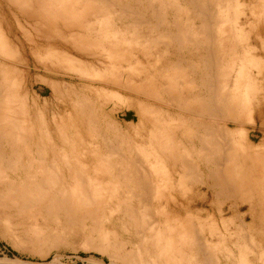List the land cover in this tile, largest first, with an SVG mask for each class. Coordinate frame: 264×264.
<instances>
[{
	"label": "rangeland",
	"instance_id": "1",
	"mask_svg": "<svg viewBox=\"0 0 264 264\" xmlns=\"http://www.w3.org/2000/svg\"><path fill=\"white\" fill-rule=\"evenodd\" d=\"M161 1H163V5ZM161 1L0 0V32L2 33H0V48L1 46V49L4 48V52L0 51V97L2 98L1 100H7L10 102L11 105L9 104L8 107L11 111L16 113L13 120L16 119V122L21 123L24 119L26 120V122H28V124H34V122L36 121L39 126H43V128L47 130L46 135L49 139L48 141L58 144L55 139L56 122L62 125L63 134L65 136L69 135L68 137L66 136V138H68V141L70 139L69 143L74 140L73 142H75L76 146L81 143L79 145L81 147L82 143L88 142L89 144H96L97 147H94V145L92 144V152L90 153L91 155L84 156L86 157V159H90L89 163L92 164L90 169L88 168V171L86 172V177L88 178V180H90V183L88 184L89 188H87L88 192L84 190L86 187H84V191L82 190V185L80 186L82 182L78 183L77 181L76 183H74L71 178H68V175L70 177L71 172L66 167H61L62 170L59 168V170H56L57 173H60L62 171L61 174L58 175L59 180L58 178H56V173H51V171L49 173L48 171L45 174V176L48 178L50 176L53 179L56 178L55 182L58 181L56 186L55 182H53L52 180L51 184H47L49 188H39L33 185L32 186L34 187V189H32L33 187L31 186L26 188L29 189V191H26L30 194H27L25 192L23 196H20L15 202L18 205L17 206L15 203L13 204L14 201L6 199L4 200L1 196H4L6 193L10 192L19 193L17 187L21 188V186H23V183L21 181L25 179L24 172L21 169L17 171L7 170L4 172L2 179L4 178L5 180H2L0 182V264H114L112 260L107 258L102 252H100L97 247L104 243L105 246L107 244L109 245H107L106 247L114 248V245H116L114 243L116 242L121 246V252L123 251L122 254L125 255L126 253L127 255L126 258H122H128L130 260L134 258V261L138 259V263L136 261L137 264H144V262L145 264H149L151 260H153L151 262L152 264H202V255L198 250L194 249L193 244H191L189 238L184 233L185 231L181 230L182 221L180 219L181 217L185 216L187 212L184 211L185 208H182V206L186 207L188 201H191L195 198H200L202 196L200 195V191L206 192V205L204 206L209 211H203L201 217L206 220V226L209 225H207V223H211L210 217L216 218L217 224L220 229V239L218 238V244L215 247V252L217 254L215 255L217 256L218 264H242L244 262H247L248 264H264V184H259L260 188H254V185L242 186L237 183L231 188V192L234 193V196H232V198L229 196H219L218 194H216L217 189L205 188L199 182L190 184L182 180L181 177L183 170L179 168L180 165L178 163H176L177 165H170L168 163H165V168L164 166L162 167L161 165H159V169L151 168L154 169L152 172L153 180L155 179L154 181L156 184H161L163 181H165L166 178H168L171 195L170 199L168 200L169 202L164 201L163 199H159L157 200L159 201V204L157 203V201L153 203L152 208H157V210H155L156 212L154 215V220L151 221V224L150 220L146 221V219H144L143 221V219L141 218L135 221V219L133 217L131 218L130 214L126 211L127 208H124L126 205V207H128V205L130 204L129 208L138 210L137 207L139 206L136 201H131L127 198V193H125L127 192L125 183L122 179L120 184L122 188L120 186L116 187L113 186L112 183L109 184L108 178L110 176L108 177V175H111V169L107 170L106 168L104 171L102 169H98V171L95 172L96 166L94 163H96V157L100 155H112L111 157L109 156L112 161H120L121 157L117 155V152L119 150H117V148L119 146L121 147L123 153L129 155L126 149V143H122L119 137L113 135V132L107 131L106 123L112 126H120L123 130L128 131V133L132 137L130 141L132 140L137 142V144H141V147L144 150H142L141 153H143V156L149 161L148 165L160 155V150L156 149V145L154 147L150 146L149 142L152 139L156 140L157 142H160L161 139H163V141L165 142L168 139V132L162 131V129H156L155 126L153 128L149 126L148 123L146 124V122H144L142 126H139L135 113L137 107L136 102L141 103V105L143 106L152 108L156 112L155 119L158 123H164L170 120L171 118H169L168 115L174 118H177V115H179V118H181L182 120H187L190 118L192 119L194 117L193 114L182 109L184 105L181 100L186 101L187 99H192V92H195V95L204 96L206 89L197 84L200 75L203 74L202 69L197 71L198 75L196 74V72L194 73L195 75H191L190 73L187 74L188 72H185L187 74V78L186 74H184L185 76L182 75L184 81L186 79L187 82L190 80L196 81L194 83V87L196 88H193L192 91L188 92V90H185V86H183V88L175 90L179 93L178 94L176 92L175 96H172L174 95L173 93H175L174 90H172L171 92L172 95H170L169 93L170 89L168 90L169 87L166 85L168 78L165 77V73H168L167 71H169L166 70L167 66L173 64L175 60H178L177 56L179 58L180 55L181 57L182 55L183 57H185L182 58L183 68H185L187 63L190 62L197 63L198 61L197 64L201 65L202 60H199L198 58L207 57V42H209L210 45L213 46L215 54L217 53V56L219 55V57H217L219 60L221 59L225 64L231 62L227 65L229 67H232V71L230 72L232 78H237L236 80L239 79L240 81L238 82L240 84V87H242L243 89L240 88V91H238L239 93L241 92L240 97L242 98V100L245 99L246 101H250L253 104L262 102V97L264 96V0H216L219 1L220 5L217 6L218 11H216V16H218L219 18V23L214 24L216 26L213 25L218 29L215 28V30L214 28H212L213 30H215V36L213 35L212 29L210 28L213 27L211 23L208 25L209 28L206 24H202V22L204 21H202V19H200V17L197 16V14L192 11V9H186V2L184 0ZM178 1H180L179 4ZM224 2L226 3V5H229V3L232 2V4H230L231 6H227L231 8H226V6H224ZM181 4L183 6H181ZM144 5L145 7H143ZM153 5L160 12L157 16H155L156 14L154 13V9L156 8ZM171 5L175 8V10L171 8ZM127 8L128 10H126ZM181 8L184 10H181ZM131 9L133 10V12L131 11ZM223 10H226L227 12H224ZM136 11L138 13H136ZM132 13L133 16L131 15ZM142 16L143 20H146L147 23L145 21L142 22L143 25H139L134 22L135 17L142 19ZM147 17H149V19ZM221 19H223L225 22ZM176 22H179L181 25L179 23L178 25ZM227 23L228 25H226ZM203 25L205 26V29H209L208 31L212 33H209V35L207 33H202L204 32V28H201L203 27ZM127 26L129 30L127 29ZM160 29L162 30V32ZM228 29H232V31ZM141 32H144L143 34L145 36H157L162 40L164 39V37L168 39H165V41L163 40L162 43L157 42L158 45L156 43V46L154 44L149 50H147L143 48L144 43L142 41H145V38H140ZM167 32L169 33L167 34ZM183 33L184 35L186 34V36H194L196 39L195 41H198L200 45L196 46L194 45L195 42L193 43V41H187L186 38L184 39V37H181ZM160 34H164L165 36L162 37L163 35ZM227 34L228 36H226ZM229 34L231 35V37L229 36ZM176 35H178V37ZM219 37L221 38V40ZM224 37L227 38L225 39ZM223 38L226 40V42H224ZM169 39H172L173 41L172 43V41L170 40L171 42L169 44L171 46L167 44V41H169ZM188 40L190 39L188 38ZM204 40H207V42ZM229 40L232 41L229 42ZM178 41H181V43H179ZM211 42H214L215 44H211ZM179 46H181L182 48ZM8 47L9 49H7ZM162 49H164V52ZM200 55L203 57H201ZM221 55H223V58L221 57ZM68 57L69 59L71 58L70 60L73 63L68 60ZM168 57H170L171 59H168ZM230 59L233 61H231ZM74 62L76 64H74ZM69 63L71 64V66ZM128 63L132 64L133 66L138 65V69L135 71L142 79L139 76H134L133 81H135V85L142 83L143 85H141L142 89H145L144 91L153 90V93H150L151 97L147 99V97H144L143 94L137 96L136 94L124 90L121 92L115 91L116 93H122V99H119L118 102L112 99L107 100L104 98H100L98 96V91L102 89L112 91L113 89L107 86L103 87V85L98 82L91 83L87 80L86 77H89V74H93L94 76H91V79L94 80L97 79V76L100 75L98 79L100 78L101 80L105 76V78H103L102 80L108 81L110 79L109 77L113 75L112 72H115L113 70H115L116 65H124L121 69H119L120 71H118V74L123 76V74L127 72V69L125 68H127ZM114 64L115 66H113ZM236 64H238V66L240 65V70ZM235 65L236 69L234 67ZM74 66L77 67H75V70ZM242 66H244V68H242ZM81 67L83 69L85 68L87 73H82L79 70V68ZM233 69H235V72L233 71ZM95 70L97 71V74ZM100 72H102L103 74ZM239 72H241L240 76H238ZM169 73L172 74L174 73V71L171 70L169 71ZM234 73L238 75L233 76ZM141 74H143L144 76ZM156 79L157 81H155ZM106 81L103 83H107ZM144 83L147 85V88L145 87ZM233 88L234 86H232V88H230L229 86L227 90L231 91V89L233 90ZM166 90H168V92ZM180 90L182 91V93L179 92ZM227 93L229 95L231 92L227 91ZM81 94H83V97H86L85 95H87L89 96V98H91L89 101L92 106H95V108L93 106L94 111L91 112V114L90 109H83L78 107ZM76 96L79 98H77ZM171 96L175 97L177 100L178 98L180 99L176 102L172 98H170ZM159 97L161 101L158 100ZM171 100L174 102H172ZM162 101L164 103L167 102L169 105H162ZM127 102H130V104H133V106H127ZM178 105L179 107H177ZM261 109L264 110L263 107H261ZM102 116L105 117V121L103 120ZM90 118H94L96 120L97 130L96 128L94 130L93 128H91L92 126L89 122ZM204 120L207 119L203 117V121ZM256 120L260 122V119L257 116ZM88 129H90V134H87V132L89 131ZM252 129L253 128L249 123L243 124L241 128L243 133L246 135L245 140H248L247 142L253 143L255 145L258 144L257 148L259 149V152H262V155H264V133L260 132V134L257 130ZM152 132H155V135H153L154 133ZM76 134H78L79 136H76ZM91 135L92 137H90ZM172 136L174 138L173 140L175 145H186V138L183 137L184 135L181 136L180 132H177ZM77 138L81 140H78ZM180 138L182 139L180 140ZM104 140H106L107 142ZM103 142L110 144V148L112 147L114 148V150L116 149V152L114 150L109 151V146H106ZM115 143L117 146L115 145ZM260 143L262 144V146ZM97 145L99 146V148ZM79 146H77V151L78 153L80 152L78 155L81 154V156L83 157L82 152L83 150H86L83 149V147L80 148ZM106 147H108V150H106ZM175 148L176 150L182 149V147L180 146H175ZM92 149H94L95 151ZM69 150L68 148H66V153H69ZM112 152L117 156L115 155L114 157ZM150 152L152 153V155H149ZM92 158H95L94 161ZM88 160L83 163L89 164ZM257 161H259L257 164V168H259L258 170H262L264 172V158H259L257 159ZM79 170L82 171L81 168ZM112 172L116 174L115 170ZM200 173H202L201 176H204L205 172L201 170ZM53 175L55 178L53 177ZM61 176L64 177L65 180ZM5 177L7 178L8 182L6 181ZM40 177L41 176H39V178ZM51 177L50 179H52ZM156 177L157 180L159 179L158 183ZM62 179L65 181V184L63 183L64 181ZM66 179L68 181H66ZM102 179L104 181H102ZM59 181L60 183H62L59 184ZM262 181H264V173ZM9 184H15L13 186V188L15 187V189L12 188L13 190L9 191V189L7 188L10 186ZM49 184H53L55 187H50ZM180 184L182 186H180ZM73 186L76 187L74 190L72 189ZM162 187L163 185L160 188ZM235 189L238 190L237 193ZM47 190H49V195ZM100 190H102V194ZM76 191L79 192L80 196L75 193ZM94 191H96V193ZM46 192L48 196L46 195ZM31 194L33 196H31ZM70 194L74 200L71 198ZM88 194L91 197L90 199H88ZM24 195H28L30 201H33V203L31 204V202H29V198ZM35 195L36 197L38 196V198L34 197ZM81 195H83L84 198L83 196L81 197ZM102 195L105 196L106 200L108 199L107 202L104 197V199L102 198ZM39 197H42V199L44 200H40ZM114 197H116L118 200ZM233 197H235L236 199ZM244 198L253 199L256 202L253 211L255 219L252 223L248 215V202ZM78 199H81L83 202ZM86 201L89 202V204L85 203ZM116 201L118 202L116 203ZM3 202L5 204H2ZM83 203H85L86 205ZM19 206H21V208ZM119 206L121 210L119 209ZM117 207L119 210L116 209ZM195 208L196 206L192 207V210H194ZM220 210H223V213H220ZM123 211L127 212V214ZM166 211H168V213ZM122 214L124 215L122 216ZM219 214H221V216H219ZM237 214L240 216L244 214V216H246V224H248L247 228L244 231H241L240 234L233 232V227H236L239 224V217ZM171 217L174 221L171 219ZM206 217L209 218V220ZM220 217L223 220L222 223L220 222ZM137 222L138 224H140H136ZM177 222L178 224H176ZM148 223L150 224L149 227L151 229L148 228ZM154 225H156V227ZM134 226L136 229L133 228ZM165 227L168 228L166 229V232ZM146 228L150 231H148ZM222 228H224L225 230ZM227 229L228 231H226ZM207 232L208 229L204 230L205 237H207ZM154 233H158V236H156ZM248 233L250 236L248 235ZM147 235H149L150 237ZM245 235L249 236V239ZM141 236L143 238H140ZM226 236L227 238H225ZM170 237L171 240L169 239ZM177 238L179 241L177 240ZM251 238H253V241L255 240L254 243H252L253 241L250 240ZM146 239L147 242H145ZM155 240L156 242H158V244L155 243ZM188 240L189 242L187 243L189 247L186 246L187 243L185 242ZM247 240H249V242ZM177 241L179 243H177ZM119 242H121V244ZM169 243L171 244L169 245ZM246 243L247 245H245ZM190 246L193 247V249ZM235 246L238 248H235ZM173 247L175 248V250L173 249ZM218 247L221 248L219 249ZM191 249L192 252L189 251ZM132 252H135L136 255ZM154 252H156L157 254ZM232 253L234 255H231ZM132 255H135L137 258L135 259V257ZM180 258L182 259L181 262L179 261ZM184 260L187 261L185 262ZM248 260L250 261V263L248 262ZM155 261L158 262L156 263Z\"/></svg>",
	"mask_w": 264,
	"mask_h": 264
},
{
	"label": "bare ground",
	"instance_id": "2",
	"mask_svg": "<svg viewBox=\"0 0 264 264\" xmlns=\"http://www.w3.org/2000/svg\"><path fill=\"white\" fill-rule=\"evenodd\" d=\"M94 1V0H93ZM98 1V0H97ZM102 1H107V0H102ZM132 1V0H131ZM161 1V0H160ZM167 1V0H166ZM172 1V0H170ZM176 1V0H175ZM173 1V2H175ZM186 2L185 7L187 10L192 9V11H194L197 16L200 17V19H202V24H206L207 27L208 25L211 23V25L213 26L214 24H218V16L217 12V6L220 5L219 1L216 0H184ZM122 2V1H121ZM152 2V1H151ZM150 2V3H151ZM180 1H178L179 4ZM226 2V1H225ZM224 2V3H225ZM126 3V2H125ZM162 5H163V1H161ZM167 3V2H166ZM127 4V3H126ZM149 4V3H148ZM168 4V3H167ZM184 4V3H183ZM232 4V2L229 3V5ZM236 4V3H235ZM124 5V4H123ZM130 5V4H129ZM170 5V2H169ZM229 5H225L226 8H231V7H227ZM154 6V5H153ZM181 6H183L181 4ZM231 6V5H230ZM137 7V5H136ZM145 7V5L143 6ZM155 7V6H154ZM166 7V4H165ZM179 7V6H178ZM122 8V7H121ZM120 8V9H121ZM134 8V7H133ZM140 8V7H139ZM156 8V7H155ZM162 8V7H161ZM171 8L175 10V8L171 5ZM225 8V9H226ZM259 8V7H258ZM264 8V7H263ZM125 9V7H124ZM123 9V10H124ZM141 9V8H140ZM145 9V8H144ZM147 9V8H146ZM166 9V8H165ZM185 9V11H186ZM220 9V8H219ZM128 10V8L126 9ZM181 10H184L181 8ZM222 10V9H221ZM256 10V9H255ZM131 11L133 12V10L131 9ZM130 11V13H131ZM135 11V10H134ZM141 11V10H140ZM146 11V10H145ZM154 13L156 14L155 16L158 15L159 10L154 9ZM224 12L226 10H223ZM222 11V12H223ZM58 12V11H57ZM183 12V11H181ZM227 12V11H226ZM126 13V12H125ZM135 13V12H134ZM136 13H138L136 11ZM150 13V12H149ZM179 13V12H178ZM189 13V12H188ZM127 14V13H126ZM146 14V13H145ZM165 14V13H164ZM174 14V13H173ZM219 14V13H218ZM225 14V13H224ZM253 14V13H252ZM62 15V14H61ZM133 16V13L131 14ZM140 15V14H139ZM220 15V14H219ZM232 15V14H231ZM261 15V14H260ZM31 16V15H30ZM126 16V15H125ZM131 16V17H132ZM137 16V15H136ZM178 16V15H177ZM190 16V15H189ZM223 16V15H222ZM253 16V15H252ZM226 17V15H225ZM230 17V16H229ZM65 18V17H64ZM126 18V17H123ZM149 19V17H147ZM146 18V19H147ZM156 18V17H155ZM252 18V17H251ZM259 18V17H258ZM230 19V18H229ZM245 19V18H244ZM157 20V19H156ZM178 20V19H177ZM195 20V19H194ZM223 20V19H221ZM226 20V19H225ZM130 21V20H129ZM146 20H143V16L142 19H139L138 17L134 18V22L139 24V25H143L142 22H145ZM158 21V20H157ZM180 21V18H179ZM182 21V20H181ZM224 21V20H223ZM222 21V22H223ZM231 21V20H229ZM234 21V20H233ZM248 21V20H247ZM251 21V20H250ZM38 22V21H37ZM184 22V21H183ZM189 22V21H188ZM225 22V21H224ZM129 23V22H128ZM132 23V22H130ZM147 23V21H146ZM158 23V22H157ZM156 23V24H157ZM177 23V22H176ZM179 23V22H178ZM177 23V24H178ZM182 23V22H181ZM155 24V23H154ZM170 24V23H169ZM180 24V23H179ZM178 24V25H179ZM184 24V23H183ZM130 25V24H129ZM153 25V24H152ZM159 25V24H158ZM181 25V24H180ZM195 25V23H194ZM200 25V23H199ZM198 25V27H199ZM228 25V23L226 24ZM132 26V25H131ZM185 26V25H184ZM216 26V25H214ZM210 27L212 28H217V27ZM236 26V25H235ZM234 26V27H235ZM125 27V25H124ZM183 27V26H182ZM181 27V28H182ZM188 27V26H186ZM205 26L203 25L204 28ZM206 27V28H207ZM136 28V26H135ZM195 28V27H194ZM209 28V27H208ZM128 29V26H127ZM218 29V28H217ZM226 29V27H225ZM224 29V30H225ZM234 29V28H232ZM232 29H228L231 30ZM129 30V29H128ZM137 30V29H136ZM140 30V29H139ZM144 30V29H143ZM152 30V29H151ZM158 30V29H156ZM161 30V29H160ZM159 30V31H160ZM201 30V29H200ZM209 29H205L204 28V32L202 33H207L209 35L210 31H208ZM216 30V29H215ZM212 29L213 35H214V31ZM264 30V29H263ZM154 31V30H153ZM182 31V30H181ZM147 32V30H146ZM155 32V31H154ZM153 32V33H154ZM162 32V30H161ZM211 32V33H212ZM1 33V32H0ZM144 33V32H143ZM141 32V37L140 38H145V41H142L144 43L143 48L149 50L152 45L155 44L157 42H163V40L165 41V39L167 40L168 38L164 37V34H160L163 35L162 37H164V39L162 40L160 37H149L148 35L145 36ZM156 33V32H155ZM169 32H167L168 34ZM175 33V32H174ZM173 33V34H174ZM185 33V32H184ZM181 35V37H184V39L186 38L187 41H193V43L195 42L194 45L199 46V42L195 41V37L194 36H189L186 34ZM210 33V34H211ZM219 33V31H218ZM223 33V31H222ZM233 33V32H232ZM236 33V31H235ZM2 34V33H1ZM59 34V33H58ZM148 34V33H147ZM159 34V33H158ZM176 34V33H175ZM174 34V35H175ZM216 34V32H215ZM221 34V33H220ZM137 35V34H136ZM152 35V34H151ZM171 35V34H170ZM224 35V34H223ZM222 35V36H223ZM1 36V35H0ZM167 36V35H166ZM173 36V35H172ZM178 37V35H176ZM174 36V37H176ZM202 36V35H201ZM204 36V35H203ZM215 36V35H214ZM213 36V37H214ZM225 36V35H224ZM228 36V34L226 35ZM229 36L231 37V35L229 34ZM157 37V38H156ZM170 37V36H168ZM198 37V36H197ZM206 37V36H205ZM209 37V36H208ZM221 37V36H220ZM219 37V38H220ZM5 38V37H4ZM77 38V37H76ZM139 38V37H138ZM188 38L190 40H188ZM217 38V37H216ZM222 38V37H221ZM220 38V40H221ZM225 39L227 37H224ZM223 38L224 42H226V40ZM175 39V38H174ZM179 39V38H178ZM206 39V38H205ZM210 39V38H208ZM207 39V40H208ZM229 39V38H228ZM227 39V41H228ZM232 39V38H231ZM236 39V37H235ZM239 39V38H238ZM6 40V39H5ZM172 39H169V41L165 42L167 44H169ZM207 40H204L207 42ZM219 40V39H218ZM219 40V41H220ZM222 40V41H223ZM140 41V40H139ZM175 41V40H174ZM201 41V40H200ZM210 41V40H209ZM213 41V39H212ZM232 40H229V42ZM235 41V40H234ZM179 42V41H178ZM189 42V43H190ZM217 42V41H216ZM221 42V41H220ZM173 43V41H172ZM181 43V41L179 42ZM208 43V44H207ZM207 46H206V52H207V57L204 58H198L199 60H202V64L199 65L197 63H187L186 67L183 68L182 65V58L180 57L175 60V62L173 64H170L167 66L166 70H173L174 73H169V71H167L168 73H165V77L168 78L167 80V86L169 87V93L170 95L172 90H174L175 93H173L175 96L176 92L178 93V89L183 88V86H185V90L192 91L194 87V83L196 81H184L183 76L184 74H186L185 72H188L187 74H191V75H195L194 73L196 72V74L198 73L197 71L202 69L203 74L200 75L198 83L200 86L204 87L205 90V94L204 96H200V95H195V92H192V99H187L186 101H183V105L184 107H180L188 112H190L191 114H193V118L187 119V120H182L181 118H179V115H177V118L171 117L170 115L169 118H171L170 120H168L167 122L164 123H158L156 122L155 119V115L156 112L150 108V107H146L141 105V103L136 102V116H137V120H138V125L142 126L144 124V122H146V124L148 123L149 126L153 127L155 126L156 129H162V131L168 132V139L164 142L163 139H161V141L157 142L156 140L152 139L150 140L149 144L150 146H155L156 145V149L160 150V155L155 158L149 165V161L143 156L142 150L143 148L141 147V144H137V142L135 141H130V139L132 138L131 135L128 133V131L123 130L120 126H112L110 124L106 123V130L113 132L111 134L116 135L117 137H119V139L122 141V143H126V149L127 152L129 153V155H126L125 153H123L121 147L117 148L118 152L117 155L119 157H121L120 161H112L111 158H109V156L106 155H100L98 157H96L97 159L95 160L96 163L95 164V172L98 171V169H102L103 171L107 168L111 169V175H108V179H109V184L112 183L113 186L116 187H121V179L124 181L125 183V187H126V191L125 193H127V198L131 201H136V203L138 204L139 207L138 210L137 209H133V208H129L128 207H124L127 208L126 211L130 214L131 218L133 217L136 220H138L139 218L146 219V221L150 220L153 221L154 220V215H155V210L153 209V203L159 199H163L164 201H168L170 199V188H169V180L168 178L165 179V181H163L161 184H156L155 183V179L153 180L152 177V172L155 168L159 169V165H161L162 167L165 165V163L168 164H176L178 163L180 165L179 168H181L183 170L182 173V177L181 179L184 180L187 183L193 184L195 182H199L201 183V185H203L205 188H211V189H217L216 194H218L219 196H229L232 198V196H234V193L231 192V188L232 186H234L235 184L239 183L242 186H248V185H254V188L259 187V184H264V181H262L263 178V171L262 170H258L259 168H257V164L259 161H257V159L259 158H264V155H262V152H259L258 144H253V143H249L245 140L246 135L243 133V131L241 130L243 124L245 123H249L252 126V130H257L259 133L262 132L264 133V110L261 109V107L264 108V96L262 97V102L258 103V104H253L252 102H248L245 99L242 100L241 96V92L239 93V89L242 88L240 87L239 84V79H233L230 72L232 71V67L228 66L227 64L231 63H227L225 64L224 61H221L217 58L219 57V55L217 56V53L215 54V50L213 48V46L210 45L209 42H207ZM235 43V42H234ZM88 44V43H87ZM185 44V42H184ZM191 44V43H190ZM211 44H215L214 42H211ZM158 45V43H157ZM170 45V44H169ZM193 45V46H194ZM226 45V43H225ZM224 45V46H225ZM231 45V43H230ZM237 45V44H236ZM8 46V45H7ZM168 46V45H167ZM171 46V45H170ZM192 46V45H191ZM204 46V45H203ZM219 46V45H217ZM228 46V45H227ZM226 46V47H227ZM233 46V45H232ZM181 47V46H179ZM215 47V46H214ZM2 48V46H1ZM0 48V49H1ZM156 48V47H155ZM161 48V47H160ZM166 48V46H165ZM182 48V47H181ZM219 48V47H218ZM240 48V47H239ZM9 49V47L7 48ZM6 49V50H7ZM157 49V48H156ZM155 49V50H156ZM168 49V48H167ZM172 49V48H171ZM197 49V47H196ZM202 49V48H201ZM226 49V48H225ZM3 49H1V52H4ZM164 52V49H162ZM227 50V49H226ZM242 50V49H241ZM157 51V50H156ZM168 51V50H167ZM195 51V49H194ZM228 51V50H227ZM226 51V52H227ZM249 51V50H247ZM246 51V52H247ZM155 52V51H154ZM162 52V54H163ZM218 52V49H217ZM234 52V51H233ZM240 52V51H238ZM148 53V52H147ZM168 53V52H167ZM190 53V52H189ZM222 53V52H221ZM64 54V53H63ZM124 54V53H123ZM165 54V53H164ZM173 54V53H172ZM187 54V53H186ZM4 55V54H3ZM14 55V54H13ZM203 55V54H202ZM216 55V56H215ZM64 56V55H63ZM61 56V57H63ZM201 56V55H200ZM223 55H221L222 57ZM229 56V55H228ZM245 56V55H244ZM7 57V56H6ZM102 57V56H101ZM162 57V55H161ZM190 57V56H188ZM203 57V56H201ZM234 57V55H233ZM259 57V56H258ZM67 58V56H66ZM65 58V60H66ZM127 58V57H126ZM154 58V57H153ZM160 58V57H159ZM223 58V57H222ZM227 58V57H226ZM71 59V58H70ZM68 57V60H70ZM74 59V58H73ZM72 59V60H73ZM164 59V58H163ZM167 59V58H166ZM168 59H171L170 57H168ZM189 59V58H188ZM236 59V58H234ZM240 59V58H239ZM237 59V60H239ZM248 59V58H247ZM252 59V57H251ZM104 60V59H103ZM160 60V59H159ZM225 60V59H224ZM231 60V59H230ZM243 60V59H241ZM64 61V60H63ZM74 61V60H73ZM76 61V60H75ZM78 61V60H77ZM153 61V60H152ZM158 61V60H156ZM171 61V60H170ZM185 61V59H184ZM233 61V60H231ZM71 63H73L70 60ZM113 62V61H112ZM130 62V60H129ZM133 62V61H132ZM142 62V61H141ZM4 63V62H3ZM78 63V62H77ZM81 63V62H80ZM161 63V62H160ZM165 63V62H164ZM169 63V62H168ZM200 63V62H199ZM67 64V63H66ZM70 64V63H69ZM74 64H76L74 62ZM73 64V65H74ZM82 64V63H81ZM123 64V63H122ZM233 64V63H232ZM241 64V63H240ZM79 65V64H78ZM88 65V63H87ZM146 65V64H144ZM237 67L239 68L240 65L238 66V64H236ZM236 65L234 66L236 69ZM71 66V64H70ZM91 66V65H90ZM115 66V64L113 65ZM124 65L118 64L116 65L115 72H112V76H110L109 80L105 81L107 83H103L105 81H103L102 79L105 78V76L100 80V78L98 79H91V76L93 77V74H89V77H86L87 80L91 83L94 82H98L101 85H103V87L107 86V87H111L113 90H100L98 91V96L100 98H104V99H112L118 102V100L122 99L121 98V94L122 93H116V92H121V91H127V92H131L133 94H136L137 96L140 94H143L144 97H147V99L149 97H151L150 93H153V90H148V91H144L142 89V83L135 85V81H133L134 76H139L138 73H136L135 70L138 69V65H132L130 63L127 64V72H125L122 75H119L118 71H120L119 69H121ZM161 66V65H160ZM246 66V65H245ZM73 67V66H72ZM74 66V70H75ZM86 67V66H85ZM150 67V66H149ZM77 68V67H76ZM82 68V67H81ZM79 68V70L83 73H87V71L85 70V68L81 69ZM160 68V67H159ZM164 68V67H162ZM242 68H244V66H242ZM93 69V68H92ZM171 69V70H170ZM233 69V71L235 70ZM177 70V71H176ZM240 70V68H239ZM238 70V71H239ZM86 71V72H85ZM96 71V70H95ZM98 71V69H97ZM96 71V74H97ZM94 72V71H93ZM129 72V73H128ZM151 72V71H150ZM178 72V73H177ZM235 72V71H234ZM102 73V72H100ZM121 73V72H120ZM128 73V75H127ZM233 73V72H232ZM237 73V72H236ZM243 73V72H242ZM99 74V73H98ZM103 74V73H102ZM174 74V75H173ZM187 74H186V78H187ZM105 75V74H104ZM109 75V73H108ZM143 75V74H141ZM198 75V74H197ZM236 75L235 73L233 74V76ZM238 75V74H237ZM236 75V76H237ZM241 75V72H239V75ZM244 75V74H243ZM133 76V77H132ZM144 76V75H143ZM185 76V75H184ZM81 77V76H80ZM140 77V76H139ZM193 77V76H192ZM243 77V76H241ZM246 77V76H245ZM85 78V79H86ZM96 78V77H95ZM141 78V77H140ZM142 79V78H141ZM139 79V80H141ZM159 79H163V78H159ZM165 80V79H164ZM232 80V81H231ZM235 80V81H233ZM157 81V79L155 80ZM239 81V82H238ZM163 82V80H162ZM151 83V82H149ZM142 84V85H141ZM154 84V83H153ZM145 87L147 86L144 83ZM155 85V84H154ZM161 85V84H160ZM234 86L233 90H227L228 87L230 86V88H232V86ZM243 85V83H242ZM241 85V86H242ZM149 87V86H148ZM239 87V88H238ZM147 88V87H146ZM157 88V86H156ZM2 89V88H1ZM159 89V88H158ZM156 89V90H158ZM243 89V88H242ZM168 90H166L168 92ZM239 90V91H238ZM116 91V92H115ZM228 92H231L228 95ZM179 92L182 93V91L180 90ZM244 92V91H243ZM157 93V92H156ZM180 93V94H181ZM191 93V92H190ZM20 94V93H19ZM179 94V93H178ZM240 94V95H239ZM245 94V93H244ZM77 95V94H75ZM83 94L78 95L80 96L77 97L79 98V106L80 108L83 109H90V114L91 112L94 111V108L92 106V104L90 103V99L89 96L85 95L86 97L82 96ZM182 95V94H181ZM155 96V93H154ZM170 97L172 98L174 101H178L180 98H178V100L175 97ZM153 97V95H152ZM157 97V96H156ZM186 97V95H185ZM189 97V96H188ZM162 98V97H161ZM248 98V97H247ZM2 98L0 97V182L2 180H5L4 178L2 179L4 172L7 170H11V171H17L19 169H21L24 172L25 175V179H23L21 182L23 183V186L17 187V189L19 190V193L17 192H10V193H6L3 197V199L5 200H12L14 201L13 204L16 202V200L20 197L23 196V194L29 189H26L28 187H39V188H49V186L47 185L48 183H52L51 181L53 180V182H55L56 178H58L60 173H57V169H61V167H66L71 173H70V177L68 175V178H71L72 181L74 183H76L78 181L82 182V184H80V186L82 187V190L84 189V187H86L84 190H87L88 184L90 183V180H88V178L86 177V172L88 171V168L90 169V167L92 166V164L89 163V160L86 159V157L84 156H90L91 154V145L94 143L89 144L87 143H82L83 149H85L86 151L83 150L82 154L83 157L80 155H78V151H77V146H79L80 144H78L76 146L75 142L71 141L70 139L68 141V138H66V136L63 134V128L62 125L58 124L55 122V139L56 142H58V144H56L55 142H49L48 138H47V130L43 128V126H39L37 124V122L35 121L34 124H28V122H26V120H22V122H16L15 120H13L14 115L16 113H14L13 111L10 110V108L8 107L10 102L7 100H1ZM20 99V96H19ZM140 99V98H139ZM146 99V100H147ZM167 99V98H166ZM183 99V98H182ZM157 100V99H156ZM158 100H160V97L158 98ZM157 100V101H158ZM114 101V103H115ZM148 101V100H147ZM161 101V100H160ZM172 101V100H171ZM172 101V102H174ZM19 102V101H18ZM121 102V101H120ZM166 102V101H165ZM185 102V104H184ZM71 104V103H70ZM127 106H133V104H130V102L126 103ZM160 104V102H159ZM166 105L168 104L167 102L164 103L162 101V105ZM175 104V103H174ZM180 104V103H179ZM11 105V104H10ZM169 105V104H168ZM176 105V104H175ZM27 106V105H26ZM25 106V107H26ZM126 106V107H127ZM181 106V105H180ZM125 107V108H126ZM157 107V106H156ZM159 107V105H158ZM174 107V105H173ZM179 107V105L177 106ZM68 108V107H67ZM78 108V109H80ZM120 108V107H119ZM165 108V107H164ZM172 108V107H171ZM131 109V108H130ZM161 109V108H160ZM169 109V108H168ZM174 109V108H173ZM166 110V109H164ZM172 110V109H171ZM23 111V110H22ZM119 111V110H118ZM173 111V110H172ZM176 111V109H175ZM178 111V110H177ZM181 111V110H180ZM123 112V111H122ZM184 112V111H183ZM25 113V112H24ZM83 113V112H82ZM87 113V112H86ZM169 113V112H167ZM177 113V112H176ZM187 113V112H185ZM27 114V113H26ZM178 114V113H177ZM185 115V114H184ZM190 115V114H188ZM84 116V115H83ZM86 116V115H85ZM256 116L260 119V122H258L256 120ZM103 117V120L105 121V117ZM181 117V116H180ZM183 117V116H182ZM187 117V116H186ZM191 117V116H190ZM203 117H205L207 120L203 121ZM82 118V117H81ZM90 124H91V128H93V130L96 127V120L94 118H90L89 120ZM83 123V122H82ZM102 124V123H101ZM69 125V124H68ZM85 125V124H84ZM147 125V126H148ZM73 127V126H72ZM90 128V129H91ZM145 128V127H144ZM90 129H88L87 134H90ZM77 131V130H76ZM177 132L181 133V136L184 135L183 137H185L186 139V145H175L174 143V138L172 135L176 134ZM92 133V132H91ZM95 133V132H94ZM99 133V132H98ZM97 133V134H98ZM144 133V132H143ZM147 133V132H146ZM153 135H155V132ZM79 134V132H78ZM76 134V136L78 135ZM102 134V133H101ZM261 134V133H260ZM259 134V135H260ZM93 135V134H92ZM92 135L90 137H92ZM141 135V134H140ZM146 135V134H145ZM144 135V136H145ZM245 135V136H244ZM65 136V137H64ZM69 136V135H68ZM67 136V137H68ZM79 136V135H78ZM141 137V136H140ZM71 138V137H69ZM74 139V138H73ZM78 139V138H77ZM116 139V138H115ZM182 138H180L181 140ZM72 140V139H71ZM81 140V139H78ZM106 141V140H104ZM107 142V141H106ZM112 142V141H111ZM117 142V141H115ZM120 142V141H119ZM144 142V141H142ZM105 143V142H103ZM146 143V142H145ZM121 144V143H119ZM261 144V143H260ZM70 145V146H69ZM106 146H109L110 144L105 143ZM116 145V143H115ZM143 145V144H142ZM98 146V145H97ZM111 146V145H110ZM109 146V148H110ZM117 146V145H116ZM125 146V145H124ZM144 146V145H143ZM175 146H180L182 147L181 150H176ZM262 146V144H261ZM80 147V146H79ZM80 147V148H81ZM94 147H96V144L94 145ZM66 148H68L69 153H66ZM97 148V147H96ZM99 148V146H98ZM112 148V147H111ZM109 151L114 150V148H112ZM94 150V149H92ZM98 150V149H97ZM106 150H108V147H106ZM157 150V151H158ZM95 151V150H94ZM116 152V149L114 150ZM144 151V150H143ZM150 151V150H149ZM148 151V152H149ZM98 152V151H97ZM155 152V151H154ZM96 153V152H93ZM102 154V153H101ZM112 154L115 157V153L112 152ZM159 154V153H158ZM95 155V154H93ZM116 155V156H117ZM149 155H152V153L150 152ZM97 156V155H96ZM112 156V155H111ZM110 156V157H111ZM92 157V156H91ZM94 157V156H93ZM259 157V158H256ZM90 158V157H89ZM152 158V157H151ZM93 159V158H92ZM95 159V158H94ZM93 159V161H94ZM118 159V158H116ZM115 159V160H116ZM153 159V158H152ZM88 160L89 164H85L83 162H86ZM150 160V159H149ZM250 163V164H248ZM167 164V165H168ZM177 165V164H176ZM118 166V167H117ZM264 167V166H263ZM82 169L79 170V169ZM154 168V169H151ZM165 168V166H164ZM58 169V170H59ZM62 170V169H61ZM116 171V174L112 171ZM203 170L204 176H201L202 173H200V171ZM264 170V168H263ZM50 173H56L57 177L55 178L54 175L53 177L55 179H50V177H46L45 174L46 172ZM179 171V169H178ZM69 173V172H68ZM67 173V174H68ZM166 173V172H165ZM164 174V173H163ZM180 175V173H179ZM39 176H41L39 178ZM90 176V175H89ZM33 177V178H31ZM62 177V176H61ZM93 177V176H92ZM100 177V176H99ZM170 177V176H169ZM6 178V177H5ZM11 178V177H10ZM15 178V177H14ZM20 178V177H19ZM64 179V177H62ZM179 178V177H178ZM13 179V178H12ZM61 179V178H60ZM62 179V180H63ZM98 179V178H97ZM164 179V178H163ZM11 180V179H10ZM21 180V179H19ZM59 180V178H58ZM65 180V179H64ZM63 180V181H64ZM157 180V177H156ZM7 181V178H6ZM66 181H68L66 179ZM102 181H104L102 179ZM101 181V183H102ZM8 182V181H7ZM10 182V181H9ZM20 182V183H21ZM70 182V181H69ZM159 182V179L157 180V183ZM58 181L55 182V186L57 185ZM62 183V182H61ZM59 181V184H61ZM65 184V181L63 182ZM67 183V182H66ZM180 183V181H179ZM11 184V183H10ZM9 184V185H10ZM49 184V185H50ZM68 184V183H67ZM15 184L10 185L9 187H7L9 189V191L15 189V187L13 188ZM33 185V186H32ZM94 185V184H93ZM163 185L162 188H160ZM17 186V185H16ZM48 186V187H47ZM53 184L50 185V187H55ZM180 186H182L180 184ZM70 187V186H69ZM236 187V186H235ZM264 187V185H263ZM13 188V189H12ZM76 187L73 186L72 189L74 190ZM94 188V187H93ZM115 188V187H114ZM120 188V189H121ZM246 188V187H245ZM4 189V188H3ZM34 189V187L32 188ZM52 189V188H51ZM78 189V187H77ZM76 189V190H77ZM107 189V188H106ZM125 189V188H124ZM172 189V188H171ZM249 189V188H248ZM6 190V189H5ZM25 190V191H24ZM45 190V189H44ZM53 190V189H52ZM71 190V188H70ZM69 190V192H70ZM83 190V191H84ZM92 190V189H91ZM103 190V189H102ZM100 190V192L102 191ZM234 190V189H233ZM254 190V189H253ZM7 191V190H6ZM16 191V190H15ZM31 191V190H30ZM46 191V190H45ZM48 191V195H49V190ZM85 191V192H86ZM93 191V190H92ZM97 191V189H96ZM96 191H94L96 193ZM200 191V190H199ZM236 193L238 192L237 189H235ZM255 191V190H254ZM8 192V191H7ZM37 192V190H36ZM73 192V191H72ZM71 192V193H72ZM81 192V191H80ZM122 192V191H120ZM5 193V192H4ZM2 193V194H4ZM77 193L78 196H80L79 192H75ZM74 193V194H75ZM99 193V192H98ZM103 192H101L102 194ZM199 193V192H198ZM200 195H202L200 198H195L191 201L187 202V206L182 208H185L184 211L186 212V215L181 217V221H182V229L183 231H185L184 233L187 235V237L189 238L191 244H193L194 249L198 250L203 258V262H201L202 264H218L217 262V254L215 252V247L217 246V242H218V238H219V226L217 224V219L216 218H212L211 219V223H207L208 226H206V220L203 219V217H201V214L203 211H208V209L204 206L206 205L205 202V194L206 192L200 191ZM262 193V192H261ZM27 194H30L29 192ZM37 194V193H36ZM73 194V195H74ZM94 194V193H93ZM100 194V195H101ZM121 194V193H120ZM173 194V193H172ZM258 194V193H257ZM34 195V193H33ZM31 194V196H33ZM47 195V192H46ZM47 195V196H48ZM86 195V193H85ZM89 195V194H88ZM95 195V194H94ZM99 195V196H100ZM125 195V194H124ZM239 195V193H238ZM27 196L28 195H24ZM71 196V194H70ZM83 195H81L82 197ZM116 196V195H115ZM119 196V195H118ZM122 196V195H120ZM199 196V195H198ZM26 197V198H27ZM36 197V195L34 196ZM90 199V195L88 196ZM105 198L104 195H102V198ZM126 197V196H125ZM243 197V196H242ZM249 197V196H248ZM29 198V197H28ZM27 198V199H28ZM33 198V197H32ZM38 198V196L36 197ZM35 198V199H36ZM72 198V196H71ZM84 198V196H83ZM100 198V197H99ZM103 198V199H104ZM115 199H117L116 197H114ZM120 198V197H119ZM124 198V197H123ZM227 198V197H226ZM235 198V197H233ZM1 199V198H0ZM40 200H44L42 199V197H39ZM73 199V198H72ZM71 199V201H72ZM87 199V196H86ZM113 199V198H112ZM114 199V200H115ZM217 199V198H216ZM236 199V198H235ZM247 202H248V215L251 219V223L254 221V215H253V211H254V207L256 202L253 199H248V198H244ZM248 199V200H247ZM74 200V199H73ZM81 200V199H78ZM85 200V199H83ZM106 200V198H105ZM108 200V199H107ZM106 200V202H107ZM118 200V199H117ZM173 200V199H172ZM243 200V199H241ZM2 201V200H1ZM10 201V202H12ZM19 201V200H18ZM28 201V200H27ZM91 201V200H90ZM120 201V200H119ZM9 202V203H10ZM29 202H31V204L33 203V201H30L29 198ZM38 202V201H37ZM77 202V201H76ZM81 202H83L81 200ZM92 202V201H91ZM113 202V201H112ZM118 201H116L117 203ZM122 202V201H121ZM130 202V201H129ZM169 202V201H168ZM242 202V201H241ZM245 202V201H244ZM1 203V202H0ZM19 203V202H18ZM26 203V202H25ZM24 203V204H25ZM73 203V202H72ZM87 204H89V202H85ZM83 203V204H85ZM157 203L159 204V201H157ZM246 203V202H245ZM2 204H5L4 202ZM16 204V203H15ZM75 204V203H74ZM81 204V205H83ZM115 204V203H114ZM127 204V203H126ZM135 204V203H134ZM7 205V204H6ZM17 205V204H16ZM21 205V204H20ZM23 205V204H22ZM26 205V204H25ZM86 205V204H85ZM155 205V204H154ZM11 206V205H10ZM18 206V205H17ZM27 206V205H26ZM118 206V205H116ZM115 206V207H116ZM175 206V205H174ZM196 206V208L194 210H192V207ZM235 206V205H234ZM232 206V207H234ZM21 208V206H19ZM25 207V206H24ZM33 207V206H32ZM88 207V206H87ZM156 207V206H155ZM179 207V206H178ZM89 208V207H88ZM118 209V207L116 208ZM120 209V206H119ZM118 209V210H119ZM237 209V208H236ZM91 210V209H90ZM115 210V209H114ZM121 210V209H120ZM175 210V209H174ZM161 211V210H160ZM223 210H220V213ZM119 212V211H118ZM124 212V211H123ZM127 212H124L127 214ZM162 212V211H161ZM168 213V211H166ZM172 212V211H171ZM209 212V211H208ZM116 213V211H115ZM223 213V212H222ZM238 213V212H237ZM118 214V213H117ZM125 214V215H126ZM164 214V211H163ZM166 214V213H165ZM212 214V213H211ZM216 214V213H215ZM119 215V214H118ZM124 214H122L123 216ZM172 215V214H171ZM169 215V216H171ZM238 215V214H237ZM256 215V214H255ZM129 216V215H128ZM168 216V218H169ZM219 216H221V214H219ZM167 217V216H166ZM216 217V216H215ZM239 217V224L236 227H233V232L234 233H238L240 234L241 231H244L248 224H246V216L243 215H238ZM116 218V217H115ZM161 218V217H160ZM167 218V219H168ZM175 218V217H174ZM179 218V217H178ZM207 218V217H206ZM232 218V216H231ZM163 219V218H162ZM171 219L173 220V218L171 217ZM170 219V220H171ZM209 220V218H207ZM166 220V219H164ZM114 221V220H113ZM128 221V220H127ZM174 221V220H173ZM176 221V220H175ZM158 222V221H155ZM161 222V221H160ZM163 222V221H162ZM168 222V220H167ZM172 222V221H171ZM220 222L222 223L223 220L220 217ZM116 223V222H115ZM128 223V222H127ZM130 223V222H129ZM134 223V220H133ZM170 223V222H169ZM168 223V224H169ZM175 223V222H173ZM198 223V224H197ZM138 224V222L136 223ZM140 224V223H139ZM138 224V225H139ZM152 224V222H151ZM159 224V223H158ZM157 224V225H158ZM167 224V223H165ZM178 224V222L176 223ZM226 224V223H225ZM230 224V223H229ZM250 224V223H249ZM135 225V224H134ZM149 223H148V228L149 227ZM161 225V224H160ZM175 225V224H173ZM116 226V225H115ZM123 226V225H121ZM131 226V225H130ZM147 226V224H146ZM156 227V225H154ZM165 226V225H164ZM178 226V225H177ZM223 226V224H222ZM230 226V225H228ZM250 226V225H249ZM101 227V225H100ZM172 227V226H171ZM225 227V226H224ZM135 228V226L133 227ZM140 228V227H139ZM173 228V227H172ZM171 228V229H172ZM136 229V228H135ZM147 229V228H146ZM151 229V228H150ZM156 229V228H155ZM166 228L165 227V232H166ZM170 229V228H169ZM208 229L207 232V237H205V233L204 230ZM224 229V228H222ZM137 230H138V226H137ZM148 230V229H147ZM176 230V229H175ZM179 230V229H177ZM225 230V229H224ZM99 231V230H98ZM140 231V230H139ZM150 231V230H148ZM228 231V229L226 230ZM130 232V231H129ZM141 232V231H140ZM143 232V231H142ZM153 232V231H152ZM169 232V231H168ZM171 232V231H170ZM175 232V231H174ZM181 232V231H180ZM222 232V231H221ZM179 233V232H178ZM223 233V232H222ZM226 233V232H224ZM140 234V233H139ZM153 234V233H152ZM155 234V233H154ZM158 234V233H157ZM157 234H155L156 236H158ZM161 234V233H160ZM175 234V233H173ZM184 234V235H185ZM247 234V233H246ZM168 235V234H167ZM172 235V233H171ZM222 235V234H221ZM224 235V234H223ZM249 235V233H248ZM149 236V235H147ZM146 236V237H147ZM154 236V235H153ZM152 236V237H153ZM162 236V235H161ZM170 236V235H169ZM237 236V234H236ZM247 236V235H245ZM250 236V235H249ZM247 236V238L249 237ZM145 237V236H144ZM150 237V236H149ZM164 237V236H163ZM161 237V238H163ZM174 237V236H171ZM171 237L169 238L171 240ZM240 237V235H239ZM139 238V237H138ZM140 238H143L142 236ZM148 238V237H147ZM227 238V236L225 237ZM152 239V238H151ZM184 239V238H183ZM181 239V240H183ZM220 239V238H219ZM249 239V238H248ZM253 238H251L250 240H252ZM161 240V239H160ZM173 240V239H172ZM178 240V238H177ZM185 241L186 243L189 242ZM245 240V239H243ZM141 241V239H140ZM145 241V240H144ZM150 241V240H149ZM152 241V240H151ZM154 241V240H153ZM164 241V240H163ZM168 241V240H167ZM179 241V240H178ZM177 241V243H179ZM249 242V240H247ZM255 241V240H254ZM254 241L252 243H254ZM147 242V239L146 241ZM144 242V243H145ZM246 242V241H244ZM243 242V243H244ZM121 244V242H119ZM155 243L158 244V242ZM238 243V242H237ZM240 243V242H239ZM103 244V245H102ZM101 245H99L97 247V249L100 250V252H102L107 258L111 259L112 262L114 264H137L138 263V259L134 261V258L132 260L130 259H125L126 258V253L125 255L122 254L123 251L121 252V246L116 243V245H114V248H108L104 245V243H102ZM154 244V242H153ZM171 243H169L170 245ZM173 244V243H172ZM227 244V242H226ZM139 245V244H138ZM167 245V244H166ZM177 245V244H176ZM186 245V244H185ZM184 245V246H185ZM247 245V243L245 244ZM249 245V244H248ZM251 245V244H250ZM109 246V245H108ZM157 246V245H156ZM178 246V245H177ZM188 246V243L186 245ZM211 248H210V247ZM221 246V245H220ZM239 246V245H238ZM254 246V245H253ZM136 247V246H135ZM180 247V246H179ZM191 247V246H190ZM223 247V246H222ZM225 247V246H224ZM228 247V246H227ZM244 247V245H243ZM193 249V247H191ZM219 249L221 247H218ZM235 248H238L235 246ZM250 248V247H249ZM256 248V247H255ZM113 249V250H112ZM173 249L175 250V248L173 247ZM180 249V248H179ZM189 249V248H188ZM192 249L189 250L192 252ZM223 249V248H222ZM178 250V249H177ZM176 250V252H177ZM182 250V249H181ZM187 250V249H186ZM237 250V249H236ZM264 250V249H263ZM136 251V250H135ZM154 251V250H153ZM159 251V250H158ZM179 251V250H178ZM238 251V250H237ZM240 251V250H239ZM131 252V251H130ZM225 252V251H224ZM253 252V251H252ZM256 252V251H255ZM135 253V252H132ZM156 253V252H154ZM230 253V252H229ZM128 254V253H127ZM157 254V253H156ZM155 254V255H156ZM216 254V255H215ZM263 254V253H262ZM129 255V254H128ZM136 255V253H135ZM135 255H132L135 257V259L137 258ZM140 255V254H139ZM171 255V254H170ZM231 255H234L233 253ZM230 255V256H231ZM238 255V254H237ZM172 256V255H171ZM170 256V257H171ZM174 256V255H173ZM122 257H125L124 259ZM129 257V256H128ZM156 257V256H155ZM158 257V256H157ZM191 257V256H190ZM226 257V256H225ZM248 257V256H247ZM156 259V258H155ZM172 259V258H171ZM227 259V258H226ZM157 260V259H156ZM229 260V259H228ZM246 260V259H245ZM137 261V263H136ZM147 261V260H146ZM153 260H151L152 262ZM179 261L181 262L182 259L180 258ZM185 261V260H184ZM187 261V260H186ZM185 261V262H186ZM200 261V260H199ZM237 261V260H236ZM258 261V260H257ZM119 262V263H118ZM121 262V263H120ZM144 262V261H143ZM151 262H149V264H152ZM156 263L158 261H155ZM191 262V261H190ZM227 262V260H226ZM231 262V261H230ZM238 262V261H237ZM241 262V261H240ZM239 262V263H240ZM248 262L250 263V261L248 260ZM140 263V262H139ZM252 263V262H251ZM145 264V262H144ZM155 264V263H153ZM158 264V263H157ZM173 264V263H172ZM179 264V263H178ZM197 264V263H196ZM227 264V263H226ZM231 264V263H230ZM242 264H248L247 262H244Z\"/></svg>",
	"mask_w": 264,
	"mask_h": 264
}]
</instances>
